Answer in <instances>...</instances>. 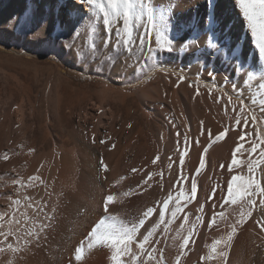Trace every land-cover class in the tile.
<instances>
[{"label": "rangeland", "instance_id": "1", "mask_svg": "<svg viewBox=\"0 0 264 264\" xmlns=\"http://www.w3.org/2000/svg\"><path fill=\"white\" fill-rule=\"evenodd\" d=\"M196 5H197V8H199V3H197ZM200 13H201L202 19H204L207 14V3H206L205 9H200ZM173 16H174V20H173L172 26L181 27L180 26L181 22L179 18L180 15H177L176 12H173ZM34 20L33 19L32 20L31 19L30 20H25V19L20 20L18 22V29H20V31H18L19 32L18 35L16 37H13L12 39L9 36H7L5 32L0 28V129L2 130V131L0 130V133L2 134V136L0 135V140H2V142L0 141L1 142L0 143L1 144L0 145L1 147L0 155L2 157L5 155L6 156L19 155L20 157L22 156L28 159H31V158L39 159L40 158L42 160H45V159L47 160V158L48 160H51V158L58 159V160L66 159V161H68L69 164H72L73 167L71 168L74 171V176H75L74 177V182H75L74 199L76 198L74 201L75 202L74 203V218L77 221V222L74 221V235L76 236V237L74 236V239H76V243L74 244V247L76 248L77 246H80L81 242L84 243L85 252H84L83 259L81 260L82 264L83 262L85 264H92L93 262H97L96 264H98V260L95 261L94 260L95 256L93 255H95L96 253H101V252H102L101 254L102 256L100 254L99 255L97 254V256L95 257L99 259L101 256L100 259L102 260H103V256L105 257L104 258L105 263H102L103 261L101 260L100 262L99 260L100 264L101 263L107 264L110 261L111 254L109 253L111 252V250H109L110 251L109 252L108 251L109 248H107L106 246L99 245V246H94L90 249L87 248V244L89 242L87 238H88L89 232H91V229H90L91 226L87 228L88 229L86 230L87 233H83V234H78L77 228H79L80 226L79 222H81L80 228L82 227L83 224L87 225L86 222L88 221L85 222V220H89V218L92 215L94 216V214L102 211L104 207L103 202L105 199V184H106V179H107L106 175L108 171L110 170V168L108 167L109 169L104 170L105 168L102 166L101 160L103 161L104 165H107V162L104 161L106 160V157H107L106 155L107 151H109L111 147L114 148L115 144H118L120 140H121L120 141L121 147L119 146L118 148L120 149L118 148L117 149L119 151L121 150L123 151V154H124L123 159H122L123 166H130L133 164L134 165L135 164L144 165V164H147L146 162H150V161L152 162V159H153L152 156L153 157L155 156L154 157L155 159L156 157L160 155V158H161L163 156V155L161 156V154H163L165 151L166 152L168 151L170 154L166 153V157L168 158H166L165 161L166 162L168 161L167 163L171 164L174 167L176 163L177 164L179 163V157L175 159L174 157H176L177 155L175 154V152H173L174 155L172 154V151H175V149L177 150L178 146L176 143L178 139L180 143L179 148H181L183 144H185V146L188 145L187 147H189V145L193 144V142L199 138L200 139L198 141L202 143V140L204 139L203 137L206 138L204 144L203 143L199 144V142H197V146L202 148L199 154V157H198V163H197L198 165L200 164V158L202 155L206 162L207 161L206 159H208L206 157L207 153L210 152L214 147L226 141L231 136L230 139L232 140V146L230 148V163L232 161V153L234 149H236L237 144L238 143L243 144V148H241L240 152L237 153V159L238 161H240V159L242 158L241 159L242 162L240 161L241 162L240 169H241L242 175L244 176L250 175L248 173V168H247V163H246L249 160V153L245 151L246 148L248 149L247 139L249 138V136L253 135L251 137H255L256 140L259 142L258 137L264 136V131H262L264 130V112L260 110L261 109L260 101L264 99V87H261V85L264 84V79H262V77L260 76L261 72L259 68L251 69L254 72L253 78L249 80L246 85H243L242 87V93H243L242 98L245 101V106L247 109V116L249 119V125L247 127H244L243 123H241V125L237 126L235 124V116H236L235 113L236 112L234 113L232 112L233 105L228 104L229 103L228 99H226L228 98V95H231L232 101L235 100L233 103L237 105V111H239V102L237 100V96L232 91L233 83H238L237 79L233 75L231 67H229L228 65L224 63L219 64L218 62L210 61L212 59L211 51L208 52V55H207L208 61L204 63H198L197 61L195 63V61L194 62L190 61V63L186 62V64L185 62L184 63L180 62L181 60L176 59V57L181 56V55L193 57L194 54L198 52L196 48H192L188 52L180 51L179 48H177V51L172 52V53H167V52L158 53L157 57L154 59L149 58V54L147 53L146 50L144 51L143 54H141L139 50H136L131 56L128 55L127 53L121 52V54L115 60V66H110L107 63H104V64L101 63L103 55H107L108 53L112 52L111 47L107 49V52L104 51L103 39L105 37V33H104L102 23L100 25V30H99V36H100L99 44H100L101 55H98L96 59L93 60L90 57L88 59H81L75 54L74 51H69L64 47V45L61 42V37H63L66 41H70L72 38V35L68 30L60 31V34H59L60 38L58 39V41L42 43V44L35 43L33 41L34 37H36L33 35L35 34L33 33L34 32L33 31ZM245 27H246V23H244L242 29H239L236 19L233 17L232 18L230 17V29H231L232 34L236 37V41L233 43V45L239 51L241 58L246 59L249 65H253L256 61L254 59L252 60L250 57V53H251L250 49L252 48L253 45L250 40L246 41V39H249L250 31L248 30V28H245ZM141 31H143V29H141ZM89 34H90L89 26L80 29V34L78 38L76 39L75 44L79 45L82 51L87 49L88 44L91 42L89 39ZM189 34L183 33V36L187 37L189 36ZM169 35L171 37H174L173 32H170ZM199 35H198L199 44L203 46L204 42L201 40L202 37H200ZM242 38L244 41H242ZM29 39L32 40L35 44L33 42L29 43ZM152 44L153 46H155L154 36L152 38ZM177 44L179 45L178 40H177ZM202 50L204 51L203 48ZM137 57H140L139 62H137ZM262 60L263 59L260 60V65L264 66L263 64L264 60L263 61ZM209 66L214 67L215 74H216L215 80L217 79L215 83H213V81L208 76V72L210 70ZM198 72L200 73L199 77H197ZM181 75L185 76L186 79L178 80V78ZM225 78H228L227 82L225 81ZM239 79L242 81L244 77H240ZM180 81H181V84H180ZM105 86L113 87V89L115 91H118L119 94H117V92L113 94L111 92H106L107 94L103 93L102 90ZM239 86L240 85L238 84V87ZM142 89L144 92L145 91L149 92L147 96L146 94L138 95L137 91H140ZM149 89L151 90V92ZM121 93H123L124 95L126 93L127 94L124 96ZM173 93L174 95L176 93L175 96L177 97H173L174 96L172 95ZM225 94L227 97L225 96ZM111 95L113 96L111 97ZM149 95L150 97H148ZM209 95L210 97H208ZM183 96L184 98L191 97L190 98L191 103L194 105L197 104L195 105L197 109L195 114L198 117L197 121H198L199 131L201 132L204 130H211V133L213 132L212 139L214 141L212 139L209 140V137L206 131H204L203 134H201L202 132L200 133L198 131L197 139H193L194 137L192 136L191 122H190L189 116L187 117L188 113L187 111H185L186 113H184V110L182 108L183 106L180 102ZM219 96L223 97V99H220L221 101L218 100ZM124 97H126V99ZM121 98H123L124 100ZM173 98L174 99L176 98V99L174 100ZM102 100L104 103H102ZM250 100H254L255 103H251ZM99 104H100V107L98 108L97 106H99ZM226 106L229 111L226 110ZM112 109L114 110L115 118L111 114ZM213 110H216V111H213ZM212 112H214L213 115H212ZM185 114H186L187 120L184 119ZM253 115L255 116V120H256L255 124H253L252 119H251ZM6 120L11 121V122H6L7 125L9 124V126H7L6 123L4 124ZM202 120H204L205 123ZM101 121L103 122L101 123ZM201 122H203V124H201ZM208 122H209V125H208ZM227 122L229 125L227 124ZM185 124H188V125L186 126ZM113 127L114 129H112L113 130V133H112L111 128ZM118 128L120 130L119 131L120 133L117 131ZM225 128L228 129V131L226 132L227 134H225V137L222 140L215 141L214 139L215 135L218 134L219 132L224 131ZM108 129H109V133H108ZM84 130H87V131H84ZM178 131L181 133L179 138L176 137ZM90 132H93V133H90ZM168 132L170 134H167ZM141 133H143V135ZM244 133H247L246 135L247 138L245 136L244 141L241 142L238 138ZM110 134L112 135V137ZM186 134L188 135L187 143H185V139H184V136ZM77 136L79 137V139ZM172 138L173 140H171ZM153 140L155 143L153 142ZM102 141L104 142L102 143ZM159 141H161V143ZM152 142L154 143V145ZM188 143H191V144H188ZM137 144H139L140 146ZM109 146L110 148H108ZM117 146L118 145H116L115 147ZM262 146L264 147V145ZM89 147H91L92 150ZM160 147L161 148L164 147V149H161ZM173 147H175V149ZM68 148H71V149L69 150ZM72 148H76V150ZM205 148H207L208 152L207 151L205 152ZM79 149H83V150L81 151ZM85 149H86V152H85ZM111 150L112 148L110 149V151ZM144 150H145V154L142 153ZM17 152H20V153H17ZM76 153L78 154V157L76 156L77 155ZM47 155H49V157H47ZM65 155H67V157ZM74 156H76L77 158ZM139 157L141 158V160L138 159ZM71 158L74 159V161L76 159V162L78 163L77 164L76 162L73 163V160ZM136 160H138L139 162H137ZM144 160H145V163L143 162ZM184 162H186V160H184ZM82 164L85 166H82ZM206 164H208V162L205 163V167L207 169ZM178 165L176 166L178 167ZM220 165L221 163H219L218 166L216 167L217 169L220 168V172L215 171L216 168L214 169L215 172L211 171V173H213L212 175L213 179L211 178V180L214 181L213 183L212 182L211 183L214 184L213 185L214 187L216 186L220 188L219 186H221V188L227 191L226 184L234 174L227 175V172L224 169L225 166L221 170ZM256 169L254 171V179L261 182V185L264 186V179L261 177L262 174L258 168ZM175 170L177 171V168ZM175 170L169 171V176L171 178L168 177V179H170L169 181L171 182V186H170L171 188H169L166 194L169 193L170 190L174 194L175 191L179 189L178 185L180 183L179 184L177 183V180H178L177 177H180V176ZM223 170L225 173L223 172ZM102 173H103V176H102ZM216 173H218L217 175L219 176H217ZM228 176L230 178H228ZM215 178L218 179L216 180L218 181L216 183L219 186H217V184L215 183V180H214ZM226 179L228 181H226ZM79 183L82 184V186ZM189 184L191 186V182L190 183L188 182V184L183 186L184 190L186 191L189 190V192L185 191L186 194L190 193V186L188 187ZM201 188H202V185L201 186L197 185L196 194H199V191H201ZM218 188L216 192L218 191ZM223 189L221 190L223 191ZM225 190L223 191L224 193L226 192ZM155 192L153 191V195L155 196L153 203L155 202L154 204L159 207L160 204H158L157 202L159 201L162 203L163 201L162 198L165 194L159 189L158 191L156 189ZM99 194L101 196H99ZM259 195L260 194L257 193V195L253 197V199L256 202L255 203L256 205L253 206V209L254 207H256L255 208L256 210L260 209L257 207L260 205L258 204V202L262 198ZM87 198H89L90 200ZM31 200L29 201V204L30 203L33 204L34 203L33 201H35L36 199L33 197L31 198ZM207 200L208 199H206V201ZM96 203L97 204L99 203V204L97 205ZM202 203H203V206H204V203L206 206V202H202ZM261 207L262 209H264V206H261ZM256 210L252 211V213L254 214L251 215V218H253V216L255 215L254 219L252 220L257 219V221L255 220L256 227L254 228L255 229L254 232L256 231L258 232L259 230L263 229L261 225L264 224V210L261 213H259L261 216L259 214H255V212H257ZM185 212H187V209H185ZM103 216L104 214H101L98 220H100ZM259 217L260 218L262 217V219H260ZM258 221L259 223L256 224V222ZM94 226L95 225H93L91 228H93ZM75 248H74V252H75ZM90 256L93 257L90 259L91 261L88 259L90 258ZM106 257L109 259V261L106 259ZM81 261H76L74 258V262H77L74 264H79Z\"/></svg>", "mask_w": 264, "mask_h": 264}, {"label": "bare ground", "instance_id": "2", "mask_svg": "<svg viewBox=\"0 0 264 264\" xmlns=\"http://www.w3.org/2000/svg\"><path fill=\"white\" fill-rule=\"evenodd\" d=\"M154 2L156 4V6L169 4V0H154ZM63 3H64V7L60 8L58 0H37V2H36V0H0V28L5 32V34L7 36H9L12 39L13 37H16L19 33L18 31H20V29H18V22L20 20H22V19H25V20H30V19L32 20L33 19L34 20L35 19L34 24H33V31H34L33 33L36 34V35L33 34L34 36H36L33 39V41L35 43L42 44V43H49V42L58 41V39L60 38V35H59L60 31L68 30L72 35L73 31H74V25H76L79 21V15L80 14H84L85 16L88 15L87 13H85L84 7L82 5L76 3V0H63ZM175 3H176V6H175L173 12H176L177 15H180L179 18H180V22H181V24H180L181 27L172 26L171 32H173L174 37L178 36L181 33L183 26L186 25L191 18L198 17L199 18V26H200V35L199 36L202 37L201 40L205 44V41L207 38V33L204 31L205 18L202 19L200 9L206 8L207 1L206 0H175ZM197 3H199V8H197V5H196ZM215 5H216L215 6L216 18L221 21V28H223L224 25H227V27L230 28V17L231 18L233 17L236 19V22L239 26V29L243 28L245 21H244L243 17L240 15L238 8L234 7L233 0H215ZM69 9L75 10L76 19L69 20L67 18V12ZM29 13H32V15L30 16ZM44 24H46V28L43 27ZM88 26H89L88 19H85L83 22L79 23L80 29L88 27ZM245 28H247V27H245ZM246 30H245V32H246ZM248 30L250 31V29H248ZM238 32H240V31H238ZM183 33L189 34V32H187V31H185ZM220 40L222 43L226 42L229 45H233V43L236 41V37L230 31V32H227L226 34H222L220 36ZM248 40H250L252 45H253L252 48L250 49V51H251L250 57L252 60L253 59L256 60V57L258 56V50L254 46L253 38L251 37L250 32H249V39H246V41H248ZM33 41L29 39V43H32ZM242 41H244L243 38H242ZM203 49H204V51L203 50H202V52L198 51L197 53L194 54L193 57L181 55V56L176 57V59L181 60L180 62H183V63L185 62V64H186V62L190 63V61L191 62L195 61V63H196V61L198 63H204V62L208 61L207 55H208V52H210V50H208L206 48H203ZM210 61L218 62L219 64H222L220 58L211 59ZM126 74H127V72H126ZM178 80H179V78H178ZM177 82H179V81H177ZM180 84H181V81H180ZM182 84H183V82H182ZM181 87H182V85H181ZM175 91H177V90H175ZM206 91H208V90H206ZM102 92L103 93L111 92L112 94L117 92V94H119L118 91H115L113 89V87H110V86H105L103 88ZM150 92H151V90H150ZM137 93H138V95L139 94L140 95L146 94V96H147L149 92L148 91L144 92L142 89L140 91H137ZM106 94H104V95H106ZM121 94H123V93H121ZM202 94H204V93H202ZM172 95H174V93ZM175 95H176V93H175ZM175 95L173 97H177ZM112 96L113 95H111V97ZM187 96H189V95H187ZM225 96H226V94H225ZM148 97H150V95ZM208 97H210V95ZM124 98L126 99V97H124ZM190 98H184V96H183V98L181 99L180 102L183 106L182 108L184 110V113H186L185 111H187V113H188L187 117L189 116V119L191 122L192 136L194 137L193 139H197V137H198L197 135H198V131H199L198 121H197L198 117L195 114L196 110H197L195 105H197V104H195V105L192 104L190 101L191 100ZM121 99H123V98H121ZM226 99H228V98H226ZM178 100H179V98H178ZM234 101L235 100H233V102ZM102 103H104L103 100H102ZM120 103H121V101H120ZM97 107L99 108L100 104ZM102 107H104V106H102ZM130 107H132V106H130ZM98 108H96V109H98ZM105 110H107V109H105ZM213 111H216V110H213ZM232 112L234 113V111H232ZM68 113H70V112H68ZM213 113L214 112H212V115H213ZM228 113H230V112H228ZM80 114H82V113H80ZM111 114L115 118L113 109H112ZM199 115H200V113H199ZM23 116H24V114H23ZM106 116H107V114H106ZM215 116H217V115H215ZM187 117L185 114L184 119H186ZM200 118H201V116H200ZM99 119H100V117H99ZM216 120H218V119H216ZM228 120H230V119H228ZM202 121L205 123L204 120H202ZM6 122H11V121L6 120L4 122V124ZM102 122L103 121H101V123ZM228 122H227V124H228ZM188 124H185V125L187 126ZM6 125H7V123H6ZM137 125H139V124H137ZM208 125H209V122H208ZM223 125H225V124H223ZM7 126H9V124ZM80 126H82V125H80ZM120 126H121V124H120ZM186 126H184V127H186ZM114 127L111 128V130L114 129ZM188 130H189V128H188ZM203 130H204V128H203ZM213 130H214V128H213ZM84 131H87V130H84ZM117 131L118 132L120 131L119 128ZM100 132H102V131H100ZM201 132H204V131H201ZM90 133H93V132H90ZM108 133H109V129H108ZM112 133H113V130H112ZM143 133H141V134L143 135ZM167 134H170V133L168 132ZM251 134H253V133H251ZM0 135L2 136L1 133H0ZM251 136H253V135H251ZM251 136H249V138L247 139V147L248 148L250 147L251 141L254 139L256 140L255 137H251ZM72 137H74V136H72ZM80 137H81V135H80ZM111 137H112V135H111ZM187 137H188V135H187ZM230 137L226 141H224L223 143L219 144L218 146H216V147L213 146L214 148L212 147L213 149L210 152L207 151L208 153H207L206 157L208 159H206L207 161L205 162V163L208 162V164H206L207 169L205 167L203 170H201V172L199 174H196L195 170L199 166V164L197 165L198 157H199V154H200L201 149H202L201 147L197 146V142H199V144L201 143L200 141H198L200 138L195 140L193 142V144H191L192 141H191V143H188V144H191V145H189V147H187L188 146L187 144H186L187 146H185V144L182 143L183 146H181V148H179V151L176 150L175 147H173L175 149V151H172V154L174 155L173 152H175V154L177 155L174 158L177 159L180 155V152H184L186 162H184L183 166H181L180 163H178L179 165L176 163L174 165V167L171 166V168L169 167L170 164L167 163L168 161L167 162L165 161V159L168 158V157H166V153L167 154L169 153L168 151L167 152L165 151L163 154H161V156L163 155L161 158H160V155L158 156L159 157L158 159H156L157 158L156 157L155 163H153L155 156L154 157L152 156V158H153L152 162L151 161L146 162L147 164H144V165L140 164L142 166L136 165V164H135L136 166L134 164L130 165V166H123L122 159H123L124 154H123L122 150L121 151L118 150V149H120L118 147L119 146L121 147V145H120L121 140L118 142V144H115V146L118 145L117 147H115L114 145H113L114 148L111 147L112 148L111 151H110L111 148L109 146L108 148H110V149H109V151H107L106 160H104L107 162V169L110 168V170L108 171V173L106 175L107 179H106V184H105V198L107 195L111 194L114 196V201L109 203L108 213L112 214V215H118L120 218H122L125 221H130V220H133L134 218H139L147 208L154 207L156 209V212H154L153 216L150 217L148 219V221H146L144 227H142L140 230L141 233H144L145 229L150 228L152 226V224L155 223V221L159 219L158 213H159V208L161 205L158 207L157 205L154 204L155 202L153 203V201L155 199V196L153 195V191L155 192L156 189H157V191L159 189L160 191H162L165 194L162 199L164 200L165 198H167L169 193L166 194V192L169 190V188H171L170 187L171 182L169 181L170 179H168V177H170L169 171L175 170L177 168V171L176 170L175 171L179 174V176L181 175V172H183V176L186 177L187 179L181 180L180 184L178 183L179 189L176 190L173 195H175L177 192H179L181 190H183L185 193L186 190L183 189V186L188 184V182L190 183L192 178H195L197 185H200V186L202 185V188H201V191H199V194H196L195 198H193L191 200V202L188 203L187 206L184 208V212L180 214V219L176 220L172 225L169 226L171 229V231L169 233H167L166 235L162 234L163 225H161L160 229L157 230V233L153 237V243H154L155 248L157 249V251L154 253V255L159 257V255L162 251L163 258H164L163 264H175V258L179 254L178 244L180 243V241H173L172 236L175 234V230L179 228V224L182 221L184 213H187V214H189L190 220H195L197 215L202 216L203 223L198 226L196 234L194 235V237H192V241H194V242L190 243L187 246V248L185 249V251L187 252V255H185L181 258V264H264V247H263V245H264V230L263 229L264 228L263 229L259 228L261 230H259L258 232L257 231L254 232L255 231L254 228L256 227L255 220L257 221V219H255V220H252V219H254L255 215L253 216V218H251V217L247 218L246 222H244L238 226L237 232L234 235L233 240L231 242V247L226 250V257L225 258L221 259L220 257H217L213 261H202L201 260V257L206 256L208 251H209V248L207 247V245H211L214 239H218L222 235L226 234L227 231H230L231 230L230 225L236 221V219L238 217V213H239V206L238 205L224 204L223 207H221V205H222L221 196H222V194L226 195L227 191L225 189L221 188V186H219L216 183V182H218V181H216V180H218L217 178L214 179L215 183L217 184V186H219L221 189H223V191L225 190L226 191L225 193L220 188H218L216 186H215L216 187L215 188L213 186L214 184H212L214 181L211 180L212 175H213V173H211V171L213 172L219 163H221V165L225 166L224 169L226 170L227 175H233V174L234 175H242L241 169H240L241 166L240 167L234 166L231 172L228 169V165L230 164V148L232 146V140L230 139ZM177 138H179V137H177ZM203 138L204 139L202 140V143L204 144L206 138L205 137H203ZM246 138H247V136H246ZM78 139H79V137H78ZM86 139H87V137H86ZM189 139H191V138H189ZM82 140H84V139H82ZM154 140H156V139H154ZM154 140H153V142H154ZM171 140H173V138ZM209 140H211V139H209ZM0 141L2 142V140H0ZM159 142L161 143V141H159ZM154 143H153V145H154ZM133 145H135V144H133ZM137 145H139V144H137ZM170 145H171V143H170ZM3 147H4V145H3ZM141 147H143V146H141ZM148 147H150V146H148ZM179 147H180V145H179ZM89 148H91V147H89ZM166 148H167V146H166ZM24 149H26V148H24ZM68 149L70 150L71 148H68ZM72 149L76 150V148H72ZM161 149H164V147H162ZM79 150L82 151L83 149H79ZM91 150H92V148H91ZM169 151H171V150H169ZM85 152H86V149H85ZM17 153H20V152H17ZM142 153L145 154V150ZM258 153H259V149H257L256 153H253L251 155V159H254L257 161L262 160V158L259 156ZM28 154H27V156H28ZM49 155H47V157H49ZM135 155H134V157H135ZM65 156L67 157V155H65ZM70 156H71V154H70ZM76 156L78 157V154ZM76 156H74V157H76ZM143 156H145V155H143ZM156 156H157V154H156ZM3 157L0 155V215H3L4 219L2 221H0V223L4 224V231L7 232L9 230V225L7 224V221L9 218L13 217V214L15 215V219L21 220L22 223L24 222V217L22 214H26L27 216L34 218V219L43 220V216L41 215V216L37 217L36 213L33 210L36 207V204L38 201L41 203H43L44 201H47L46 211L51 212V210L53 208H55V213H54V219L52 221H50V222L45 221V222L50 223V226L48 228H46L43 233H41L38 241L33 240V242L31 244H24L23 239H21V242L19 244L21 251H18L16 253H12L7 248L6 243H13L14 246H16V240L14 237H9L8 241L5 244L0 245V246L4 247V251L0 252V264H8L9 261H11L12 264H74V263H77V262H74V248H75L74 244L76 243V239H74V236H75L74 235V221H76L74 218V203H75L74 201L76 198L74 199V193H75L74 192V190H75L74 189V185H75L74 177L75 176H74V171L71 168V167H73L72 164H69L68 161H66V159L65 160H63V159L58 160V159H54V158L53 159L51 158V160H48V158H47V160L46 159L42 160L40 158L39 159L38 158L37 159H35V158L34 159H32V158L28 159L26 157H22V156L20 157L19 155L7 156L8 157L7 159H4ZM140 157L138 159L141 160L142 157L141 158ZM241 159H240V161H241ZM72 160H73V163L76 162V159H75V161H74V159H72ZM145 160L143 161L144 163H145ZM136 161L139 162L138 160H136ZM246 161H247V159H246ZM69 162H71V161H69ZM90 162H91V160H90ZM94 162H96V161H94ZM176 162H177V160H176ZM77 163L78 162H76V164ZM176 165H178V167ZM221 165H220V167H221ZM82 166H85V165L82 164ZM256 168H258L260 170V172L262 174L261 177L264 179V163H261L260 166L256 167ZM96 169H97V167H96ZM133 169H136V171L135 172L132 171ZM216 169H215V171L220 172V168H218L219 170L218 169L216 170ZM189 170H190V172H189ZM221 170H222V167H221ZM223 172H224V170H223ZM188 173H189V175H188ZM149 174H151L150 177H149ZM170 174H172V173H170ZM217 174L218 173H216V175ZM75 175H77V174H75ZM187 175H188V177H187ZM31 176H39L40 180H42L43 183H41L40 181H34L33 182L34 186H30L27 183V181H28V177H31ZM82 176H83V174H82ZM102 176H103V173H102ZM217 176H219V175H217ZM121 177H123L124 179L121 180L120 179ZM76 178H77V176H76ZM221 178H223V177H221ZM228 178H230V177L228 176ZM177 179H178V177H177ZM14 180H21L24 183V186L14 184L13 183ZM117 181H119V183H116ZM226 181H228V180L226 179ZM80 185L82 186V184H80ZM173 186H175V185H173ZM173 186H172V188H173ZM189 186H190V184L188 185V187ZM188 187H187V189H188ZM100 188H101V186H100ZM217 188H218V191L215 193V196L213 197V189L217 190ZM187 191L189 192V190H187ZM123 193H128V195H123ZM76 194H77V192H76ZM89 194H91V193H89ZM189 194L190 193H187V194L185 193L184 198H182V200H181L182 204L184 203L185 200L188 199L187 196ZM99 196H101V195L99 194ZM25 197H28L29 199L26 200ZM33 197L36 200L33 201L34 202L33 204L30 203L32 205V207H29L28 206L29 201ZM263 198L264 197H262L261 199H263ZM87 199H89V198H87ZM101 199H102V197H101ZM206 199H208V200L206 201ZM16 200L20 201L19 205L14 203V201H16ZM82 201H83V199H82ZM202 202H206V206L204 203L205 207L203 206L204 207L203 211L198 212L197 210L200 209L201 205H203ZM200 203H201V205H200ZM258 204H259V202H258ZM213 205H216L215 209L213 208ZM169 206L170 207L172 206V202H170ZM261 206L262 205L257 206L258 208H260L259 210H256L255 209L256 207H254V209L252 211L256 210L258 212V213L255 212V214L261 213L264 210V209H262ZM185 209H187V212H185ZM213 211H216V212L224 211L226 219L219 221L217 224L212 225V227L210 228L208 226V224H209V221L211 220ZM100 212L94 214V216L92 215L89 218V220H85V222L88 221V222H86L87 225L83 224L81 228H80L81 222H79L80 226H79V228H77V233L78 234L87 233V231H86V230H88L87 228L95 225L99 221L98 219L100 218L99 216L101 214L105 215L104 207H103L102 211H100ZM252 214H254V213H252ZM259 215H257V216H259ZM262 217L261 218L259 217V218L262 219ZM166 218H167V214H166ZM78 221H80V220H78ZM83 221H84V219H83ZM28 223L31 224L32 220L30 219L28 221ZM257 223L258 222H256V224ZM91 227H90V229L92 230ZM186 227H187V225H186ZM12 228L14 230L15 224H13ZM90 229H89V231H90ZM84 237H85V235H84ZM139 238H142V237H138V239ZM0 239H2V238H0ZM156 240H159V243H155ZM133 247L135 249V245H133ZM147 247L151 248L152 245H149ZM100 248H102V247H100ZM96 249H98V248H96ZM109 250L110 249H108V251ZM93 252H95V251H93ZM97 254L101 255L102 252L96 253L93 256L96 257ZM109 254H111V252ZM101 256H100V258H101ZM95 257H94V260L95 261L98 260V264H100L102 259H100L99 257H98L99 259H97ZM91 258H93V257L90 256V258H88V259L90 260ZM104 258L105 257L103 256V260H102L103 262L102 263H105ZM106 259L109 261V259L107 257H106ZM99 260H100V262H99ZM93 263L96 264L97 262H93ZM108 263L112 264L111 259ZM79 264H82V261ZM83 264H85V263L83 262ZM149 264H154V262L149 261Z\"/></svg>", "mask_w": 264, "mask_h": 264}, {"label": "snow or ice", "instance_id": "3", "mask_svg": "<svg viewBox=\"0 0 264 264\" xmlns=\"http://www.w3.org/2000/svg\"><path fill=\"white\" fill-rule=\"evenodd\" d=\"M59 7L63 8V0H58ZM76 3L84 7L85 13L79 15V21L74 25V31L70 41H66L61 37V42L64 47L69 51H74L75 54L81 59H96L98 55H101L100 51V36L99 30L102 23L105 37L103 39V48L107 52L109 47L112 48V52L107 55H103L101 63H107L110 66H115L116 58L121 54V52L132 55L136 50H139L141 54L146 50L149 54L150 59L157 57L158 53H172L177 51L188 52L192 48H196L197 51H201L202 48H206L211 51L212 59L220 58L221 62L232 68L233 75L236 77L238 83H233L232 91L236 94L237 100L239 102V111L237 112V105L233 103L232 96L228 95L229 104L233 105V111L236 112L235 124L237 126L243 123L244 127L249 125V119L247 116V109L245 106V101L242 98V87L246 85L249 80L253 78L254 72L252 68H259L261 72V77L264 79V66L260 65V60L264 59V0H233L234 7L238 8L240 15L243 17L246 27L250 29V35L253 38V43L255 48L258 50V56L253 65H249L246 59H242L239 51L234 45H229L226 42L222 43L220 36L230 32L231 29L224 25L221 28V21L216 18L215 13V0H207V14L205 16L204 31L207 33V38L205 44L201 46L199 44L198 35L200 34L199 18H191L186 25L183 26L181 33L176 37H171L169 33L172 29V23L174 20L173 10L176 6L175 0H169L168 5L155 6L154 0H76ZM59 10V9H58ZM31 16L32 13H29ZM67 18L69 20L76 19L75 10L69 9L67 12ZM85 19L89 21L90 43L87 49L81 50L79 45L75 44L76 39L80 34L79 23L83 22ZM46 28V24L43 25ZM143 29V31H141ZM219 30V31H218ZM189 32V36L184 37L183 32ZM154 36L155 46L152 44V38ZM177 40H179V45H177ZM140 57H137V62H139ZM210 70L208 72L209 78L215 83V70L213 66H209ZM200 73H197V77ZM244 77L241 81L239 78ZM180 80L186 79L185 76L181 75ZM227 82V78H225ZM238 84L240 85L238 87ZM264 87V84L261 85ZM198 94V92H197ZM223 99V97H218V100ZM251 103H255L254 100H250ZM261 111L264 112V99L260 101ZM227 110V106H226ZM252 122L255 124V116H252ZM203 124V122H201ZM207 132L209 139H212L211 130H204ZM219 132L215 135V141L222 140L225 137L226 132ZM264 131V130H262ZM203 134V132H202ZM181 133L177 132V137ZM247 133L242 134L238 139L244 141ZM185 143H187L188 137L184 136ZM257 140H252L250 147L245 149L249 153V160L247 163L248 173L250 175H233L231 179L227 182V194L221 196L222 205L231 204L239 206V213L236 221L230 225L231 230L227 231L226 234L222 235L218 239H214L211 245H207L209 251L206 256H202V261H213L217 257L221 259L226 257V250L231 247V242L234 235L237 232V228L240 224L246 222L247 218L251 217L252 209L255 205V200L253 197L260 194L264 197V186L254 179V171L256 167H259L261 163H264V136L258 137ZM103 143V141H102ZM179 151V140L177 141ZM243 148V144L238 143L236 149L232 153V161L228 165V169L231 172L233 167H239L240 161L237 159V153ZM259 149V156L262 160L257 161L251 159V155L257 152ZM207 148H205V152ZM8 157L5 155L4 159ZM157 157L156 159H158ZM153 160V163L156 162ZM185 153L180 152L179 163L181 166L184 165ZM102 166L107 169V165ZM171 164L169 167L171 168ZM205 167V161L203 155L200 158L199 167L196 168V174H199L201 170ZM223 168L224 166L221 165ZM132 171H136L133 169ZM151 174H149V177ZM121 180L124 178L121 177ZM187 179L183 176L181 172L180 177H178L177 183L181 180ZM34 181H40L39 176L28 177L27 183L30 186H34ZM14 184L24 186L21 180H14ZM116 183H119L117 181ZM216 190L213 189V197L215 196ZM197 193V182L195 178L191 179L190 194L188 199L181 203L182 198H184L185 193L183 190L177 192L173 195L172 191H169L167 198L161 202L159 208V219L152 224L150 228L145 229L144 233L140 230L144 227L146 221L153 216L156 209L154 207L147 208L139 218H134L130 221H125L118 215H112L108 213V205L110 202L114 201V196L109 194L104 199V212L105 215L99 220L98 223L92 228L91 232L88 234L87 248H92L94 246L103 245L111 250L110 259L112 264H149V261L154 262V264H163L164 258L162 251L158 256L154 255L157 249L153 243V237L163 225V235H166L171 231L170 225H172L176 220L180 219V214L184 212V208L188 203L195 198ZM123 195H128V193H123ZM28 200V197H25ZM170 202L172 206L170 207ZM17 205L20 204L19 200L14 201ZM259 204L264 206V199L259 201ZM32 207L31 204L28 205ZM216 205H213L215 209ZM47 201L43 203L37 202L36 207L33 209L36 216H43V220H38L22 214L24 217V222L15 219V215L9 218L7 224L9 225V230L4 231V224L0 223V245L5 244L9 237H14L16 240V246L13 243H6L7 248L12 252L16 253L21 251L19 244L21 239H23L24 244H31L33 240L38 241L41 233L44 232L46 228L50 226V221L54 219L55 208L51 212L46 211ZM198 212L203 211V205H201ZM167 214V218H166ZM4 219L3 215H0V221ZM32 220L29 224L28 221ZM224 211H213L211 220L208 226L211 228L212 225L217 224L221 220H225ZM48 221V222H45ZM203 223V218L197 215L195 220L189 219V214L184 213L179 228L175 230V234L172 236L173 241H180L178 244L179 254L175 258V264H181V258L187 255L185 249L187 246L194 242L192 237L197 232L198 226ZM259 223V221H258ZM15 224L13 230L12 226ZM187 225V227H186ZM264 228V224L261 225ZM138 237H142L139 238ZM155 243H159L156 240ZM135 245V249L133 247ZM152 245L151 248L147 247ZM219 249V250H218ZM4 251V247L0 246V252ZM85 252L84 243L82 242L80 246L75 248L74 258L76 261H81L83 259ZM8 264H12L11 261Z\"/></svg>", "mask_w": 264, "mask_h": 264}]
</instances>
